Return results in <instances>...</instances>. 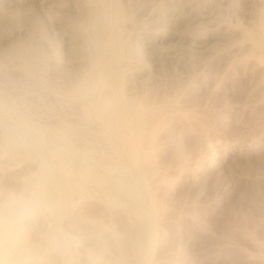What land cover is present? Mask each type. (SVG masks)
I'll list each match as a JSON object with an SVG mask.
<instances>
[{"label":"rangeland","instance_id":"obj_1","mask_svg":"<svg viewBox=\"0 0 264 264\" xmlns=\"http://www.w3.org/2000/svg\"><path fill=\"white\" fill-rule=\"evenodd\" d=\"M119 1L127 56L122 88L159 111L149 123L153 147L142 174L122 167L117 141L64 95L83 59L71 46L85 53L89 41L62 19L78 18L85 0H0V44L27 36L37 19L43 29L30 35L48 56L50 81L0 63V94L33 129L21 140L15 120L0 116V196L37 173L59 176L76 188L65 207L87 234L69 259L49 256L42 243L24 257L9 248L13 264H94L87 253L94 239L107 244L103 259L136 264L130 231L147 246L144 264H264V60L246 36L264 0ZM52 128L66 129L62 140ZM4 138L29 154L9 156ZM88 166L105 181L89 175ZM110 180L128 183L138 206L127 213L130 201ZM71 223L38 220L34 228L46 237Z\"/></svg>","mask_w":264,"mask_h":264},{"label":"bare ground","instance_id":"obj_2","mask_svg":"<svg viewBox=\"0 0 264 264\" xmlns=\"http://www.w3.org/2000/svg\"><path fill=\"white\" fill-rule=\"evenodd\" d=\"M85 2L87 3V9L79 12L78 18L66 16L67 18L63 17L64 19H62L63 24H70L73 27L74 34L81 33L83 37L85 34L86 39L89 41L85 53L81 52L75 46V43L71 46L72 50L83 59L81 63L78 62L79 64L76 67L77 78L69 89L64 90L66 91L64 95L79 100L78 102H80L79 104L84 110V116L89 120H95L117 141V152L122 159V167L125 170L142 174L143 165L147 161L153 147L154 129L149 123L150 120L155 119L159 111L157 106H149L143 98L133 97L122 88V77L124 68L127 66V56L125 49L126 36L123 35L124 6L120 3L121 1L85 0ZM86 6L84 5V7ZM32 24L31 29L25 30L27 36L15 37L9 43H5L6 46L4 45V47L0 44V63L2 61L12 63L23 71L25 75L50 83L47 76L48 56L45 55L39 45H37L36 40L30 35L34 34L35 31H41L43 28L37 19ZM246 36L251 39L253 50L261 55L264 60V6L257 12L254 27L252 30L247 31ZM1 94L0 116L16 120L19 116L12 107V101L8 96ZM52 129H54L51 131L52 137L56 140H62L66 129ZM2 143L5 153L11 157L24 155L25 153L29 154L27 152L28 149H25L24 146L12 143L6 138H4ZM47 170L50 169L48 168ZM86 172L97 180L105 181V177L98 176L90 166H88ZM46 176H49L48 179L53 185L61 188L60 194L64 204L67 205L70 202L71 192L76 189L74 188L75 186L59 176L51 177L48 174ZM112 182L113 184L111 185H114L115 188L116 186L120 188V193L123 196L125 195L126 199L130 201V205L127 204L128 206L125 207L126 212L129 213L131 208H134L133 204H137L139 197L137 192L127 186L128 183L126 185H117L114 184L115 181ZM112 190L114 191V188ZM147 191L148 207L150 208V213L155 215L157 204L155 205L153 194L149 190ZM110 192L112 191L110 190ZM106 195L107 198L113 197L111 193ZM136 209L137 207H135ZM134 215L136 214L134 213ZM130 232L134 236L131 253L137 257L138 261L136 264H144L143 258L146 255V251L148 252L147 246L141 237L139 238L137 237L138 235L134 234L135 232ZM125 241L118 240L115 243L122 244ZM106 247L107 244L99 239H94L91 242L87 253L94 264H124L123 261L115 263L103 259L101 252ZM46 249L48 255H60L67 259L70 258L73 251L55 242L47 243ZM13 254L9 248L0 250V261H3V264H13L12 259L15 258V254Z\"/></svg>","mask_w":264,"mask_h":264},{"label":"clouds","instance_id":"obj_3","mask_svg":"<svg viewBox=\"0 0 264 264\" xmlns=\"http://www.w3.org/2000/svg\"><path fill=\"white\" fill-rule=\"evenodd\" d=\"M14 133L21 140L33 137V129L23 115L16 118ZM68 217L72 220L70 227H57L46 237L34 228L38 220L51 225ZM77 223L61 194L42 172L19 190L0 196V250L11 248L24 257L34 247L52 242L69 250L78 249L85 245L87 234L85 229L76 227ZM18 264H32V261L22 258Z\"/></svg>","mask_w":264,"mask_h":264}]
</instances>
